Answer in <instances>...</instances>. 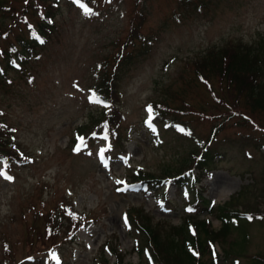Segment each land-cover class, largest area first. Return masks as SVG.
<instances>
[{"label":"rangeland","instance_id":"374dc122","mask_svg":"<svg viewBox=\"0 0 264 264\" xmlns=\"http://www.w3.org/2000/svg\"><path fill=\"white\" fill-rule=\"evenodd\" d=\"M21 1L0 0L16 8ZM216 1L211 6L208 3L203 12H181V19L170 16L175 0L146 2V31L154 34L155 45L119 85L126 140L123 148H115L101 136L87 143L79 138L72 146L71 139L75 128L85 123L99 104L91 91L104 72L103 64H107V55L114 50L115 39L125 37L129 5L132 9L133 2L86 0L85 8L76 0H59L56 30L40 58L30 60L23 73L12 71L11 83L0 85V110L15 127V147L19 146L27 161L15 164L11 172L0 163V247L4 241L12 248L10 257L2 255L0 249V264H13L27 252L19 240L30 232L31 227L27 226H40L43 222L42 217L34 222V213L49 210L63 196L77 212L87 213V221L75 234L73 243L62 244L56 259L59 264H97L95 257L101 250L113 262L114 256L104 248L107 242L126 253V262L137 264L138 256L129 253L132 230L128 207H141L151 216L152 223L164 222L167 232L180 225L184 212L194 211V206L187 205L193 211H188L186 205L182 207V195L171 180L166 185L168 201L143 195L128 184H117L126 182L128 173L137 169L172 171L189 155L190 139L173 131L165 132L160 126L152 134L141 124L156 90L173 81L185 61L206 48L239 39L253 43L264 34V0H220L214 6ZM201 94L202 88L193 91L189 98L193 105H197ZM255 119L264 123V119ZM194 126L196 133L203 135L210 125L199 122ZM261 137L263 142L264 136ZM237 141L246 147L228 152L201 179L198 190L214 204H222L243 188L238 205L264 210V148L258 150L242 139ZM106 147H110L109 154L103 152ZM99 151L107 158V165L100 162ZM118 187L125 190L117 191ZM256 219L250 225L244 224L243 232L229 236V240L237 239L232 245L236 251L246 236L241 255L224 260L222 245H215L219 264L232 263L233 258L239 264H250L251 255L264 256V216ZM219 227L220 222L212 219V228ZM53 253L54 250L45 257L50 258Z\"/></svg>","mask_w":264,"mask_h":264},{"label":"trees","instance_id":"16d2710c","mask_svg":"<svg viewBox=\"0 0 264 264\" xmlns=\"http://www.w3.org/2000/svg\"><path fill=\"white\" fill-rule=\"evenodd\" d=\"M147 1L132 0V9L130 3L125 37L115 39L114 50L107 55V64H103L104 72L97 77L91 91L94 98L105 101L107 106L98 105L88 115L87 121L75 128L76 137L91 138L109 133L113 146L123 148L126 136L122 124L125 117L120 105L122 91L119 85L137 63L147 58L155 45L154 34L146 31L149 20ZM213 1L175 0L170 16L181 19L184 13L203 12ZM58 11L59 0H22L18 8L0 2V85L11 83L9 75L12 71L23 73L30 60L40 58L54 36ZM37 36L45 43L40 44ZM196 88H202V94L195 106L189 98ZM149 106L153 107L151 117L141 121L149 133L156 134L158 126L178 134L179 128H184L185 136L192 139V147L188 157L172 171L156 173L138 169L129 173L127 184H136L143 194H157L163 186L162 181L169 177H173L177 187L188 184L193 188L206 173L216 168L228 152L244 148L237 141L240 138L244 144L260 148L264 123L255 118L264 119V34L253 43L239 39L208 47L196 57L187 59L175 79L156 90ZM149 119L156 132L147 126ZM199 122L210 125L205 135L195 131L194 125ZM243 129L250 130L244 132ZM189 131L191 136L187 135ZM229 131L239 137L234 139V136L227 135ZM251 137L257 141H251ZM75 139L72 138L71 143ZM17 144L15 127L4 119L0 110V162L8 171L14 169L15 164L26 162L22 159V150L15 147ZM187 171L197 174L186 176L184 172ZM238 196L239 193L224 205L213 206L210 200L197 192L199 212L214 214L221 224L217 230L211 228L209 220H199L198 215H184L181 225L167 232L163 223H152V218L141 207H128L133 229L129 253L138 256L137 264H217L213 245L218 242L227 257L241 255L239 251L247 240L246 236L241 238L238 251L232 247L237 239L229 240V236L243 232V225H250L257 217L264 216V210L256 206L239 207ZM54 204L42 214L40 211L34 213V222L42 217V225L27 226L31 227L30 232H25L19 240L24 242L27 252L13 264H54V256L50 259L45 254L60 250L63 243H72L76 231L85 225L86 214L78 213L64 196L57 198ZM106 244L114 261L110 262L101 250L95 257L97 264H131L125 261V252L109 242ZM0 249L2 255L10 257L12 248L6 242L3 241ZM250 260V264H264V256L259 254L251 255Z\"/></svg>","mask_w":264,"mask_h":264},{"label":"snow or ice","instance_id":"6c2138e0","mask_svg":"<svg viewBox=\"0 0 264 264\" xmlns=\"http://www.w3.org/2000/svg\"><path fill=\"white\" fill-rule=\"evenodd\" d=\"M26 2H27V0H26ZM36 39L38 40V42L40 43V44H44L45 43V40L44 39H41L39 36H37L36 37ZM17 67H19V65H17ZM95 93V92H94ZM95 95H96V93H95ZM107 106V105H106ZM147 112L149 113V116L151 117V114L153 113V107L152 106H148V108H147ZM147 126L151 129V131H153V132H156V128L153 126V123H152V120L151 119H149L147 122ZM179 131L180 132H184L185 131V129L184 128H179ZM109 133H104V136L102 137L104 140H106L107 141V139H108V137H109ZM187 135H189V136H191L192 135V133L189 131L188 133H187ZM110 150V147L109 148H105V149H103V152L104 153H106L107 151H109ZM74 152H75V148H74ZM91 154V153H90ZM100 155V151L98 152V156ZM105 160H107L106 158H105ZM104 162V161H103ZM123 183H125V182H120V183H118L117 185H122ZM125 190V188H123V187H118L117 188V191H124ZM192 209H188V211H191ZM249 219H252V217H249ZM126 224H127V219H126ZM55 256H56V254L55 253H53ZM53 254H52V256H53ZM56 259H57V256H56ZM55 259V260H56Z\"/></svg>","mask_w":264,"mask_h":264}]
</instances>
